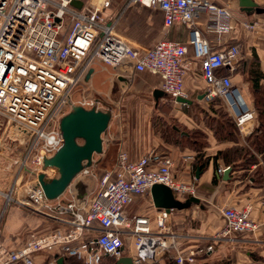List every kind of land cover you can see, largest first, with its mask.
Masks as SVG:
<instances>
[{
	"label": "built area",
	"instance_id": "built-area-1",
	"mask_svg": "<svg viewBox=\"0 0 264 264\" xmlns=\"http://www.w3.org/2000/svg\"><path fill=\"white\" fill-rule=\"evenodd\" d=\"M72 1L0 0V145L11 134L15 142L23 143L21 153L11 161L15 172L8 192L0 193L5 199L2 212L13 204L68 228L32 232L19 248L0 242V264H37L35 256L45 252L51 256L46 264L67 257L84 264H97L102 257L118 261L124 256L126 237L132 241V264H152L159 250L169 248L176 250V264H195L197 256H209L220 240L233 244L240 236L257 233L259 224L251 218L249 206H228L220 210L223 227L212 242L184 250L178 249V236L170 231L173 209H157L152 218L130 215L127 207L156 184L169 188L175 197H195L193 183L176 177L175 161L169 156L150 154L130 161L119 151L115 164L97 178L82 204L77 205L68 191L55 200L45 198L37 176L43 160L63 145L60 118L73 106L105 110L106 101L93 95L87 86L89 78L85 79L95 63L128 79L142 72L156 75L161 91L174 101L188 100L184 77L191 64L198 63L207 104L220 100L239 132L256 117L230 76L217 73L234 70L239 46L213 50L196 24L199 14L205 13L207 32L217 40L229 34L233 25L227 6L207 0H130L159 9L165 30L174 24L187 28V45L192 50L187 60V45L161 39L151 47L136 48L116 34L113 20L101 16L94 0H76L81 2L79 9ZM243 25L252 30L255 23ZM81 174H91L90 169ZM261 207L264 210V200Z\"/></svg>",
	"mask_w": 264,
	"mask_h": 264
},
{
	"label": "crops",
	"instance_id": "crops-1",
	"mask_svg": "<svg viewBox=\"0 0 264 264\" xmlns=\"http://www.w3.org/2000/svg\"><path fill=\"white\" fill-rule=\"evenodd\" d=\"M207 1L229 8L233 30L217 40L214 34L207 32L208 19L205 13L199 14L196 24L213 50L232 44L239 46L240 56L234 70L229 72L223 69L217 73L219 76L224 74L230 76L232 82L240 89L243 100L256 110L254 122L245 127L243 132L238 131L235 140L217 139L213 135L211 126L217 122L214 119L215 115L210 114L212 120L200 116L201 112L209 111V104L203 98L206 83L201 76L198 63H192L184 77V87L190 104L174 100L166 103L168 97L161 91V80L156 75L142 72L128 79L117 76L116 70L107 65L95 63L92 65L87 86L93 95L106 101L105 109L107 106L111 108L112 118L107 129V143L103 144V157L99 160L94 156L93 160L98 161L96 166H99V171L104 173L115 164L119 151L125 152L130 161H136L150 154L171 157L175 161V169L179 168L178 172L175 171L176 177L187 183H193L194 196L198 201L186 206L185 202L190 199L189 196H174L175 200L185 205L173 209L170 216V231L178 236V249L186 250L211 243L212 238L223 227L220 214L222 208L233 205L249 206L251 218L259 224L257 233L240 236L233 244L220 240L209 256H197L195 264H264V210L261 207V202L264 200L262 155L250 148L254 161L247 169L240 167L239 157L233 158L236 161L226 162L227 155L217 156L218 153L224 154L225 151L232 152L235 148H247L249 137L259 125L257 95L262 97L259 107L264 106V0H252L263 11L260 14H247L240 6L239 0ZM94 2L101 7V16L113 20L116 34L136 48L151 47L161 39L188 44L187 28L174 24L165 30L163 14L159 9L146 8L131 3L130 0H94ZM244 23H255V26L249 30L243 25ZM191 55L192 50L188 46L187 60ZM104 85H108L107 91L102 89ZM149 99L152 101V107L148 104ZM162 107L164 112L160 111ZM169 124H174L177 128L175 134L168 135V132H165L166 125ZM193 131L205 136L202 139L205 145L200 150L201 156L198 161L199 152L191 146L190 138H184L185 135L182 134ZM228 167L231 169L226 179L225 171L221 175L217 173L218 169ZM257 168L262 174V185H255L252 179L248 178ZM155 210L157 209L152 203L150 192L136 198L127 207L130 215L149 218L153 217ZM18 213L21 217L13 224L15 227L23 228L24 235L12 242L10 248L24 245L32 232L41 234L53 230H68L42 218ZM151 226H154L153 223ZM124 243L125 252L122 258L131 259L132 241L126 237ZM248 248L251 252H248L247 258L241 261L238 256L240 250ZM145 253L149 258V253L147 251ZM53 255L56 256L57 253ZM175 255L174 249L159 250L152 264L170 262L176 264ZM50 258L51 256L45 252L37 254L35 261L37 264H46ZM64 260L61 264H64Z\"/></svg>",
	"mask_w": 264,
	"mask_h": 264
},
{
	"label": "water",
	"instance_id": "water-1",
	"mask_svg": "<svg viewBox=\"0 0 264 264\" xmlns=\"http://www.w3.org/2000/svg\"><path fill=\"white\" fill-rule=\"evenodd\" d=\"M239 2L247 14L263 12L252 0H239ZM71 5L79 9L81 2L74 0ZM91 73L92 69L88 71L86 80ZM176 102L190 104V101L180 98H177ZM111 118L109 106L105 110L73 106L60 118L58 129L63 138V145L51 157L43 160L41 171L37 176V183L47 200H55L68 191L77 205L83 203L91 185L82 180L81 171L96 166L98 161L93 160L95 155L100 157L99 160L102 159L103 144L107 143V129ZM173 129L177 130L175 127ZM230 169V167L226 168L225 179ZM149 192L152 203L158 210L169 211L198 202L195 197H190L185 205L180 204L174 199L171 190L163 185H153ZM62 261L63 258H58L57 264H61ZM117 263L132 264L129 258H121Z\"/></svg>",
	"mask_w": 264,
	"mask_h": 264
},
{
	"label": "trees",
	"instance_id": "trees-1",
	"mask_svg": "<svg viewBox=\"0 0 264 264\" xmlns=\"http://www.w3.org/2000/svg\"><path fill=\"white\" fill-rule=\"evenodd\" d=\"M260 91L261 90H259V92ZM256 99H257L256 103H257V111H258L257 113H258L259 125L256 128V130L253 132L252 136L249 137L247 148H235L232 150V152H234L233 154H232V152L227 153L226 151L224 153L225 155L223 153L217 154V156L218 155H221V156L227 155V158L225 157L226 162L236 161V159L233 160V158L239 157L240 158L239 160H241L240 167H242L243 169H247V167L254 161L251 149L253 151H255L256 153L261 154L263 162H264V109H263L264 106L259 107L261 99H262L261 95H259V96L257 95ZM208 104H209L208 109L210 112L222 114L221 115L222 118L220 120H217V122L213 126H211L212 131H213V135L217 139L235 140L236 135L238 133V130L235 127L231 118L225 112L220 100L214 99L212 102H210ZM260 108H262V109H260ZM255 113H256V110H255ZM173 127H175L174 124L166 125L165 132H168V135L175 134V130L173 129ZM184 135H185L184 138H187V139L190 138L189 140H190L191 146L193 148H195L196 151L199 152L198 153L199 156L197 159V161H198L200 159V156H201L200 150L205 145V141L202 140L203 137H205V136L199 132H196V131H193L191 133L185 132ZM165 138H166V136H165ZM228 156H229V158H228ZM230 167L232 168L233 166H230ZM248 178H251L255 185L256 184L262 185V182H263L262 179L263 178H262V174L260 172V169L257 168L252 174H250L248 176ZM107 258L108 257H102L100 259V261L98 262V264H120V263H117V261H115V260L112 261V260L107 259ZM108 260H109V262H108ZM64 264H84V263L81 259H78L76 257H67L64 260ZM168 264H173V263L170 262Z\"/></svg>",
	"mask_w": 264,
	"mask_h": 264
},
{
	"label": "rangeland",
	"instance_id": "rangeland-1",
	"mask_svg": "<svg viewBox=\"0 0 264 264\" xmlns=\"http://www.w3.org/2000/svg\"><path fill=\"white\" fill-rule=\"evenodd\" d=\"M102 89L106 90L108 89V85L102 86ZM172 101L170 98L166 99V103ZM145 102V101H144ZM147 102V101H146ZM148 104L152 107V101L151 99L148 100ZM161 112H164V107L161 108ZM198 114V113H197ZM210 114H214L216 120H220L222 118L221 113H212L210 111L208 112H201V118L208 117L209 120H212L209 116ZM158 118V116H156ZM10 146V147H9ZM23 148V143L20 144L19 142H15L14 135L11 134L9 137L5 136L3 138L2 144L0 145V193H6L8 192L9 185L11 180L13 179L15 167L11 163L12 160L17 158L19 154L21 153ZM95 158H100L98 155H95ZM113 164V163H112ZM111 164V166H112ZM110 166V167H111ZM99 166H94L89 168L90 173L88 175H82L81 178L84 182L90 183V189L95 186L96 180L95 178L100 177L103 173L99 171ZM110 169V168H109ZM179 169V168H178ZM178 169H175V171L178 172ZM5 203V199L0 194V214L3 213V207ZM18 212H21L22 214H25L26 216L31 215L34 217H37L27 211L22 210L21 208L14 206L11 204V206H7L5 208V211L0 219V242L5 246L9 247L11 246V243L14 242L16 239H20L22 234L24 235V229L20 227H15L14 222L21 217V214ZM251 249H241L240 253L238 254L239 259L243 261L247 258V253L251 252ZM250 254V253H249ZM248 254V257H249ZM113 261L111 258H107ZM109 262V260H108Z\"/></svg>",
	"mask_w": 264,
	"mask_h": 264
}]
</instances>
